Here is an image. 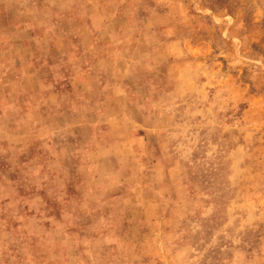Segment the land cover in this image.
<instances>
[{"label":"rangeland","instance_id":"374dc122","mask_svg":"<svg viewBox=\"0 0 264 264\" xmlns=\"http://www.w3.org/2000/svg\"><path fill=\"white\" fill-rule=\"evenodd\" d=\"M0 264H264V0H0Z\"/></svg>","mask_w":264,"mask_h":264}]
</instances>
